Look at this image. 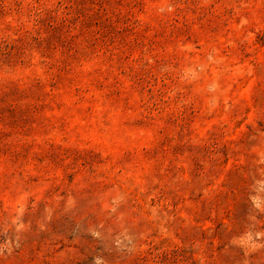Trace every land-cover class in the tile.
Instances as JSON below:
<instances>
[{
    "label": "rangeland",
    "instance_id": "obj_1",
    "mask_svg": "<svg viewBox=\"0 0 264 264\" xmlns=\"http://www.w3.org/2000/svg\"><path fill=\"white\" fill-rule=\"evenodd\" d=\"M0 264H264V0H0Z\"/></svg>",
    "mask_w": 264,
    "mask_h": 264
}]
</instances>
